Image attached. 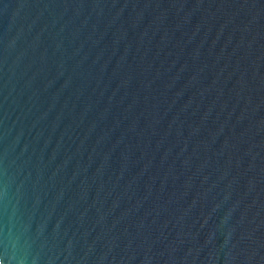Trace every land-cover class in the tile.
I'll return each mask as SVG.
<instances>
[{"label":"water","instance_id":"95a60500","mask_svg":"<svg viewBox=\"0 0 264 264\" xmlns=\"http://www.w3.org/2000/svg\"><path fill=\"white\" fill-rule=\"evenodd\" d=\"M0 264H264V0H0Z\"/></svg>","mask_w":264,"mask_h":264}]
</instances>
